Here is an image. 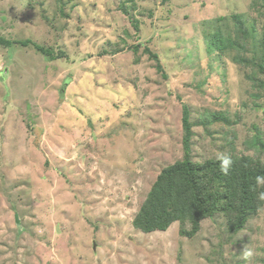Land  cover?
<instances>
[{
	"label": "rangeland",
	"instance_id": "374dc122",
	"mask_svg": "<svg viewBox=\"0 0 264 264\" xmlns=\"http://www.w3.org/2000/svg\"><path fill=\"white\" fill-rule=\"evenodd\" d=\"M231 13L248 40L209 52V30L239 42L233 21L204 26ZM263 31V0H0L1 38L63 54L0 43V264H264V205L236 233L220 214L191 237L132 225L183 156L182 104L192 159L260 153L247 142L264 143V75L228 56H249Z\"/></svg>",
	"mask_w": 264,
	"mask_h": 264
},
{
	"label": "trees",
	"instance_id": "16d2710c",
	"mask_svg": "<svg viewBox=\"0 0 264 264\" xmlns=\"http://www.w3.org/2000/svg\"><path fill=\"white\" fill-rule=\"evenodd\" d=\"M231 21H233V25L228 32H237V36L240 38L239 42L238 38L235 39L234 36L222 35L224 33L222 30V32L218 29L209 30V33L206 34L205 32L204 35L209 52L212 49L217 51L241 49L242 45L246 43L245 40H248L246 38H248L250 31L242 25V18L238 14L231 13L228 18L220 16L203 24L207 27H214L216 22L225 25L230 24ZM134 25L136 26L135 21ZM252 31H255V27ZM254 40L253 38L252 41ZM258 42L259 48L251 50L249 56L239 54V51L228 57L239 64L250 67L248 68L250 72L264 75V31ZM0 43L6 46L12 43L23 47L31 45L38 53L50 60L63 56L62 52L55 51L52 46H45L31 39H4L0 37ZM141 45V42H137L133 46H129V49H132L135 54ZM104 51L101 53L114 54L120 49ZM143 51L155 60L156 70L165 75L158 55L148 46L143 45ZM252 80L253 82L258 81L255 77ZM257 83L259 88L264 89V81ZM65 84L66 82L62 86ZM189 115V107L182 104L183 156L162 168L157 174L132 218V225L147 233L164 231L173 222H178L179 234L191 237L199 231L204 219L220 214L225 219L227 231L236 233L243 229L245 223L256 215L264 205V198H262L264 184L257 183V177L264 179V159L260 155L264 151V143L256 135L252 141L247 142L255 150H258L257 145L261 146L262 150L256 156L233 153L226 155L231 157L233 163L228 174L225 175L220 169L219 156L207 157L202 161L192 159L190 140L193 135L191 128L193 124ZM220 117V113H215L210 122L216 121ZM222 137H224L223 134ZM186 226H189L188 230L185 229Z\"/></svg>",
	"mask_w": 264,
	"mask_h": 264
},
{
	"label": "clouds",
	"instance_id": "9594fccd",
	"mask_svg": "<svg viewBox=\"0 0 264 264\" xmlns=\"http://www.w3.org/2000/svg\"><path fill=\"white\" fill-rule=\"evenodd\" d=\"M218 159H220L221 161V165H220V169L222 171V173H224L225 175L228 174V171L233 163L232 159L230 156H226V155H221L218 157ZM257 183L258 184H264V179L257 177ZM262 198H264V195H262ZM252 256V252L249 250H245L243 253V258L244 259H248Z\"/></svg>",
	"mask_w": 264,
	"mask_h": 264
}]
</instances>
